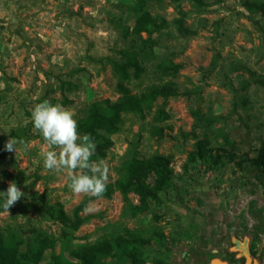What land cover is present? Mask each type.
<instances>
[{"label":"rangeland","instance_id":"obj_1","mask_svg":"<svg viewBox=\"0 0 264 264\" xmlns=\"http://www.w3.org/2000/svg\"><path fill=\"white\" fill-rule=\"evenodd\" d=\"M136 3L0 0V235L16 234L24 244L54 238L43 263L53 251L74 260L72 249L132 233L147 241L146 264H244L245 250L253 264H264V171L251 162L264 142V13L253 6L264 0L149 1L145 9L167 25L141 35L151 37L147 52L129 34ZM127 48L138 51L145 69L126 81L133 93L175 89L143 115L125 113L106 156L96 160L108 164V183H115L134 156L170 158L171 183L144 210L134 191L130 202L117 189L99 198L73 193L68 170L44 168L42 153L59 149H50L31 121L45 100L78 121L93 101L120 98L115 65ZM164 61L182 67L166 74ZM10 137L24 141L15 152L6 150ZM200 139L222 157L206 176L188 161ZM10 181L25 195L8 214L3 192ZM54 203L83 217L78 229L48 214L45 205Z\"/></svg>","mask_w":264,"mask_h":264},{"label":"trees","instance_id":"obj_2","mask_svg":"<svg viewBox=\"0 0 264 264\" xmlns=\"http://www.w3.org/2000/svg\"><path fill=\"white\" fill-rule=\"evenodd\" d=\"M149 1L162 0H137L136 8L139 15L133 27L129 29V34L140 38L143 52H147L152 47V40L150 36L143 38L141 35L143 33L151 35L167 25L165 19L160 21L145 9ZM253 6L264 13V3H253ZM122 55L124 60L115 65L119 78L117 90L121 94L120 98L93 101L87 115L77 121L79 135L82 137L84 134H91L96 144L95 153L91 157L93 161L106 156L113 144L111 136L118 132L125 113L134 112L143 115L146 108L151 106L158 96H169L175 92L172 86H166L154 88L149 93L141 95L133 93L126 81L131 78H140L145 69L138 51L127 48L122 51ZM159 67L164 73L171 74L178 72L182 64L164 61ZM221 160V154L214 153L208 139L198 140L188 157V161L203 176L217 167ZM251 162L264 171V142L257 157L251 159ZM171 173L170 158L167 156L160 154L150 158L134 156L125 162L122 177L115 183H107L106 192L103 195H110L117 189L122 192L126 202H130L129 193L134 191L141 196V205L137 208L144 210L150 198L156 199L160 191L168 189ZM151 176H155L153 184L148 182ZM85 202L81 205L83 206ZM45 210L71 231L78 229L84 220L79 213H76L75 218L69 217L60 203L47 204ZM130 234V236H118L112 240L105 239L72 249L70 254L74 260L69 258L64 250L60 253L53 251L50 260L46 263L42 262L43 256L49 249H54L56 244L54 238L38 236L28 244H24L16 234L0 235V264H108L106 259L111 255L116 259L114 264H146L148 260L145 258L144 247L147 241L141 236ZM67 236V231H64V238ZM152 262L166 264L161 258Z\"/></svg>","mask_w":264,"mask_h":264},{"label":"clouds","instance_id":"obj_3","mask_svg":"<svg viewBox=\"0 0 264 264\" xmlns=\"http://www.w3.org/2000/svg\"><path fill=\"white\" fill-rule=\"evenodd\" d=\"M31 121L49 148L54 146L59 149L58 152L47 150L42 153L44 168L56 172L68 170L70 177L68 187L73 193L102 197L106 192L109 167L103 160L99 162L91 160L96 144L91 134H84L82 137L79 135L74 113L61 104L53 105L45 100L34 106ZM17 143L23 144L24 141L10 137L5 145L6 150L15 152ZM3 195L5 197L3 209L9 214V208L25 194L15 181H10Z\"/></svg>","mask_w":264,"mask_h":264},{"label":"water","instance_id":"obj_4","mask_svg":"<svg viewBox=\"0 0 264 264\" xmlns=\"http://www.w3.org/2000/svg\"><path fill=\"white\" fill-rule=\"evenodd\" d=\"M245 255H246V258H247L245 264H253V259H252L251 255L248 252H246V250H245Z\"/></svg>","mask_w":264,"mask_h":264},{"label":"flooded vegetation","instance_id":"obj_5","mask_svg":"<svg viewBox=\"0 0 264 264\" xmlns=\"http://www.w3.org/2000/svg\"><path fill=\"white\" fill-rule=\"evenodd\" d=\"M246 257V256H245ZM246 260H247V258L245 259V261H244V264L246 263ZM239 264V261H229L227 264ZM223 264V263H222Z\"/></svg>","mask_w":264,"mask_h":264}]
</instances>
